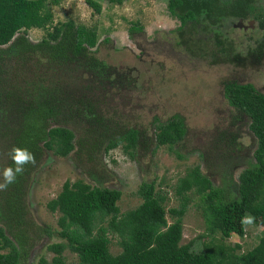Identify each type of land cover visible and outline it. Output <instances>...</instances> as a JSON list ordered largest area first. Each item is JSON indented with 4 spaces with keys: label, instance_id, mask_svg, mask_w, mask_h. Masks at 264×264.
Returning a JSON list of instances; mask_svg holds the SVG:
<instances>
[{
    "label": "trees",
    "instance_id": "1",
    "mask_svg": "<svg viewBox=\"0 0 264 264\" xmlns=\"http://www.w3.org/2000/svg\"><path fill=\"white\" fill-rule=\"evenodd\" d=\"M63 1L0 0V154L8 157L7 167H15L10 156L14 147L28 149L36 161L25 165L15 183L0 190V264H29L31 239L39 237L35 233L39 230L29 219L26 200L32 173L45 150L65 158L77 149L89 165L100 168L98 158L103 150L109 153L122 146L134 158L137 147L145 146V135L138 128L115 125L105 116L103 102L94 98L98 92L133 90L139 80L131 76L130 68L118 70L92 50L98 36L95 31H82L73 20L55 23L52 8ZM108 1L122 5L128 0ZM164 1L181 25L167 38L157 37L148 43L139 23L132 24L129 37L142 56L150 53L146 45L161 44L165 48L159 55L178 58L182 65L197 60L209 68L231 64L249 69L264 62V6L260 0ZM86 2L96 14L102 13L97 0ZM240 19L243 21L237 26ZM248 19L255 20L254 33L261 38L243 57L235 51L228 33L244 29ZM33 29L45 31V38L32 43L27 33ZM87 35L85 46L81 36ZM224 95L229 106L247 118L256 149L252 154L246 150V156L241 154L238 136L231 134L226 141L220 137L216 150L224 151L220 155L222 188H214L200 167L189 170L175 187L183 203L169 210L170 224L164 206L167 194L157 192L155 182L141 186L140 206L121 214V192L67 181L47 205L60 215V231L41 230L49 238L66 241L48 247L55 254L53 264H69L66 250L77 256L76 264H264V239L247 251L227 243L245 237L248 216L264 228V94L253 84L228 81ZM157 130L155 150L163 146L172 149L187 133L180 116L158 124ZM239 165L246 168L236 181L234 170ZM192 191L200 197L197 208L211 239L200 252L194 250V241L181 244L183 218L190 202L187 194ZM112 236L122 247L116 256L110 250Z\"/></svg>",
    "mask_w": 264,
    "mask_h": 264
},
{
    "label": "rangeland",
    "instance_id": "2",
    "mask_svg": "<svg viewBox=\"0 0 264 264\" xmlns=\"http://www.w3.org/2000/svg\"><path fill=\"white\" fill-rule=\"evenodd\" d=\"M97 1L102 6L101 14H96L86 0H64L60 6L52 8L55 23L73 20L80 30L95 31L98 36L92 50H97L101 59L118 70L131 69V76L139 80L135 89L116 93L98 92L94 98L103 102L105 116L115 125L138 128L145 135L142 138L145 146L137 147L134 158L125 153L122 146L109 153L103 150L98 158L100 168L89 165L77 149L65 158L46 150L43 152L41 163L32 173L26 200L29 219L39 230L35 231L39 237L31 239L33 247L30 248L29 264H53L55 254L48 251V247L66 243L65 239L55 236L49 238L41 230L60 231V215L51 212L47 205L58 197L67 181H83L92 187L101 186L121 192L122 198L118 202L121 214L140 206L143 202L138 195L141 186L155 182L156 191L167 194L164 206L171 224L173 220L169 210L179 208L183 203V198L176 195L175 187L189 170L200 167L203 174L211 179L214 188L223 187L220 155H224V151L216 150L217 141L238 136L243 145L241 154L247 156L246 150L252 154L256 149V140L247 118L231 108L225 98L224 83L238 81L253 84L264 94V64L249 69L228 65L209 68L202 64L197 68L183 67L178 58L159 55L165 48L161 44L156 47L146 45L150 53L142 56L140 48L130 40L129 28L139 23L148 43L157 37L167 38L169 33L180 27V21L171 16L167 2L128 0L122 5H114L108 0ZM260 1L264 6V0ZM27 34L32 43H38L46 36L45 31L37 29ZM228 36L237 51L243 54L260 38L253 31L236 29H231ZM87 40L88 35L81 36L85 46H88ZM8 74L11 75L10 72ZM176 116L183 119L187 130L183 142L172 149L163 146L155 150L158 124H166ZM234 117H239L240 121L234 123ZM8 160L7 156L0 154V181ZM236 161L240 163V160ZM245 168L243 165L235 167L236 181ZM187 195L190 202L183 218L181 244L194 241V250L200 252L203 244L211 239L206 236L204 219L197 208L199 195L193 191ZM112 238L110 250L116 256L122 252V247L118 239ZM262 239L264 228L248 216L245 237H234L227 243L241 245L243 251H247L255 248ZM64 257L69 264L78 262L77 256L69 250L65 251Z\"/></svg>",
    "mask_w": 264,
    "mask_h": 264
},
{
    "label": "clouds",
    "instance_id": "3",
    "mask_svg": "<svg viewBox=\"0 0 264 264\" xmlns=\"http://www.w3.org/2000/svg\"><path fill=\"white\" fill-rule=\"evenodd\" d=\"M15 167H6L3 169V183H0V190H6L7 187L17 181L19 175L23 174L25 165H35V155L26 148L14 147L10 153Z\"/></svg>",
    "mask_w": 264,
    "mask_h": 264
},
{
    "label": "flooded vegetation",
    "instance_id": "4",
    "mask_svg": "<svg viewBox=\"0 0 264 264\" xmlns=\"http://www.w3.org/2000/svg\"><path fill=\"white\" fill-rule=\"evenodd\" d=\"M240 21H243L242 19H240V20H238V22L236 23V25L238 26V24L240 23ZM251 22H252V24H251ZM180 25H181V23H180ZM256 22H255V20L254 19H248V20H245L244 21V25H242L243 27H244V29H242V30H244V31H248V30H250V31H253V32H255V30H256ZM256 34V33H255ZM258 35V34H257ZM260 38H261V36H260ZM259 38V39H260ZM258 39V40H259ZM258 40H257V42H258ZM256 42V43H257ZM256 46V44L254 45V47ZM253 48V47H252ZM249 49V48H248ZM235 51L236 52H238L237 51V49L235 48ZM247 52H248V50L246 51V53L245 54H243V53H241V52H238L240 55H242L243 57H244V55H246L247 54ZM180 64H181V62H179ZM184 64V63H183ZM186 64H188L189 66L191 65L192 67H196V66H199V65H201V63H199V61H197V60H195V61H193V62H191V63H186ZM264 64V62L261 64V65H259V66H257V67H260V66H262ZM182 65V64H181ZM188 65H182L183 67L184 66H188ZM230 66V67H232V68H234V66L233 65H231V64H223V65H217V66H215L214 68H219V67H223V66ZM237 69H242V68H237ZM243 69H246V68H243Z\"/></svg>",
    "mask_w": 264,
    "mask_h": 264
},
{
    "label": "water",
    "instance_id": "5",
    "mask_svg": "<svg viewBox=\"0 0 264 264\" xmlns=\"http://www.w3.org/2000/svg\"><path fill=\"white\" fill-rule=\"evenodd\" d=\"M251 24H252V22H251Z\"/></svg>",
    "mask_w": 264,
    "mask_h": 264
}]
</instances>
